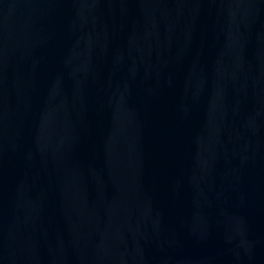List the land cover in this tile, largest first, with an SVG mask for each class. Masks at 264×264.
Instances as JSON below:
<instances>
[{
  "label": "water",
  "instance_id": "95a60500",
  "mask_svg": "<svg viewBox=\"0 0 264 264\" xmlns=\"http://www.w3.org/2000/svg\"><path fill=\"white\" fill-rule=\"evenodd\" d=\"M0 264H264V0H0Z\"/></svg>",
  "mask_w": 264,
  "mask_h": 264
}]
</instances>
